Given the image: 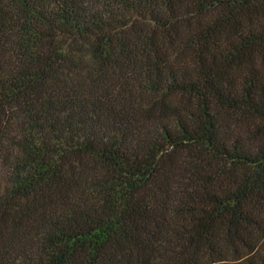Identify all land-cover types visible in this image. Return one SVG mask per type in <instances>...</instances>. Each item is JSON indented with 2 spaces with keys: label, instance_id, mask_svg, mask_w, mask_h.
I'll return each mask as SVG.
<instances>
[{
  "label": "trees",
  "instance_id": "16d2710c",
  "mask_svg": "<svg viewBox=\"0 0 264 264\" xmlns=\"http://www.w3.org/2000/svg\"><path fill=\"white\" fill-rule=\"evenodd\" d=\"M0 264H264V0H0Z\"/></svg>",
  "mask_w": 264,
  "mask_h": 264
}]
</instances>
